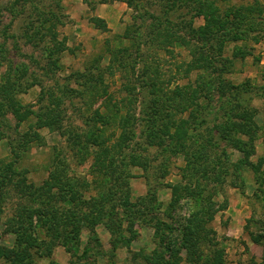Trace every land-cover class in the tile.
<instances>
[{
    "label": "rangeland",
    "instance_id": "1",
    "mask_svg": "<svg viewBox=\"0 0 264 264\" xmlns=\"http://www.w3.org/2000/svg\"><path fill=\"white\" fill-rule=\"evenodd\" d=\"M6 1L0 0L1 80L11 73L12 81L16 83L20 79V89H24L30 83L28 78H35L46 69L62 78L77 70L93 68L101 59L98 68L103 82L99 89H108L105 96L111 97L112 101L125 95L127 102L124 83L129 84V81L125 78L132 73L136 79L141 69L148 70L144 76L146 80H152V91L161 89L162 92L152 97L145 89L138 97L128 96L135 101L133 126L136 128L131 144L130 136L124 142L127 152L124 163H129L130 155L137 154L146 162L144 166L128 164L126 168L123 165L121 171L116 169L113 174L110 170L113 171L121 161V154L114 153L107 173L96 172L97 181H117L116 177H122L119 173L128 172L126 179L117 178L123 189H129L128 199L117 197L114 202L104 204L100 211L96 210L102 220L90 223L89 217L94 219L90 207L79 201L62 202L54 195L49 199H53L54 206L60 211L54 218L48 216L47 219L48 224L52 221L53 229L60 232L58 239L50 238L57 243L44 251L36 245L37 240L33 243L36 246L28 247L30 255L21 249L18 257L24 258L17 262L10 261V255L17 248L16 234L11 231L14 227L8 224L17 207L8 204L0 213V264H148L145 256L153 250L158 251L166 264H213V258L217 256H220L221 264H264V0H30L28 3L18 0L13 3L15 15L4 7ZM127 1L132 6L127 5ZM238 6L254 9L252 12L245 10L244 21L241 20L237 27L238 39L233 43L219 37L212 43L215 49L212 54L219 55L218 68L223 67L221 59L230 62L215 73L216 79H222L228 91L226 95L218 96L209 88L213 84L209 77L212 71L204 66L197 68L205 59L197 60L189 69L192 49L195 51L199 44L177 47L172 44V39L179 34L194 41V29L207 20L216 26L223 24L222 31L232 35L233 26L229 23L238 20L233 19L232 13L226 15L230 8ZM257 9L261 11L257 12ZM143 13L146 20L142 23L138 15ZM96 18L104 21L106 31L95 27L93 19ZM42 22L43 28L47 29L43 30L46 36L34 38L32 35L42 30ZM133 31L142 36L137 46L136 42L131 46L129 40ZM38 41L40 43L36 44ZM55 41L60 43L59 51H53ZM119 47L129 48V59L124 64H119L118 56L112 55ZM108 65L112 73L104 69ZM121 65L124 68H120ZM155 69L159 72L157 78ZM22 70L27 77L20 76ZM52 80L45 81L50 83ZM84 83L85 80L81 81L82 86L72 83L70 88L75 101H87ZM176 83L182 91L172 94L171 89ZM240 83L243 87H239ZM39 84L38 81L25 92L18 91L15 99L23 104L35 103ZM229 85L238 87L236 97L233 95L236 89L229 93L232 89ZM171 95L177 96L171 98ZM101 96H97L96 102L94 100L95 107L105 99ZM238 98L252 112L256 128L253 153L249 147L235 149L221 135L224 128L231 127V138H239L248 144L252 140V133L242 134V129L229 119V105ZM142 100L151 101V107L161 105L159 109L163 112L154 118V126L168 120L175 123L169 133H161L162 143L154 149L142 145L148 127L152 126L148 120L150 114H143ZM173 102L170 110L169 105ZM200 104L198 108L196 105ZM181 108L184 112H174L169 119L173 110ZM77 113L68 107L62 115L72 125H77L74 122ZM8 117L13 125L15 116L9 112ZM180 120L185 123L182 131L177 133L176 125ZM199 125L201 128L197 129ZM38 132L44 145L33 146L21 163L27 180L35 183L43 181L50 171L46 166L51 147L63 142L56 131L41 128ZM205 138L209 140L204 142ZM182 141L184 148L180 146ZM79 149L72 154L63 151L62 162L69 165L68 170L74 168L78 175L91 180L90 171L96 166L93 161L95 148L90 150L80 145ZM6 154V143L1 141L0 156ZM175 184L178 187L174 192L171 187ZM185 188H191L194 193L187 195ZM85 197H88L86 193ZM171 201H174L172 205ZM72 206L74 208L69 209ZM197 210H204L207 216L211 210L215 213L205 224V238L199 237L196 243L193 241L195 247H184V229L173 220L184 221ZM72 212L75 220L70 218ZM83 212L89 217L84 218ZM114 218L119 219V225L113 226ZM159 219L170 223L174 229L154 224ZM47 231L46 227L40 229L39 237L45 239Z\"/></svg>",
    "mask_w": 264,
    "mask_h": 264
},
{
    "label": "trees",
    "instance_id": "2",
    "mask_svg": "<svg viewBox=\"0 0 264 264\" xmlns=\"http://www.w3.org/2000/svg\"><path fill=\"white\" fill-rule=\"evenodd\" d=\"M14 1L18 0H7L3 4L5 8L7 7L8 10L11 11V13H14V11H12L13 8L16 11V8L13 6ZM23 1L28 3L30 0ZM126 3L127 5L132 6L130 1H127ZM230 9L231 10L227 12L226 17L232 13L233 19L238 20L229 23L234 29L231 31L232 35H230L227 31H222L224 27L223 24L216 26L207 20L205 24L199 26L197 29H194L195 34L197 35H195L194 41H191L190 38L186 39L184 35L179 34L176 36L174 35L175 37L172 39V44L177 45V47H187L189 45L194 47L195 45L199 44L196 49L197 51H193L192 49L191 57L193 60L188 63L189 65H187L190 69L195 66L194 62L199 59H205L199 63L197 68L204 66V68L206 67V69L212 71L209 77L213 81V84L209 88H212L210 91L216 92L218 96H224L228 93V91L227 87L224 85V81L219 77L216 79L215 73L217 74L218 71L223 69L224 66H229L230 62L228 63V59H225L224 61L221 59L223 67H221V69L218 68V64L216 62L217 58H219V55L212 54V51L215 50L212 43L215 39H219V37H225L227 41L230 40V42L234 43L238 39V35H240L238 32L239 28L237 27L240 23H242L241 20L244 21L245 10L249 12L254 11L252 7L245 9L244 6H238ZM257 10V12L261 11V9ZM15 14L16 13L13 15ZM144 14L145 13H143V15H138V18L141 19L142 23L146 20ZM93 22L97 29L101 31L107 30V27L102 19L96 18L93 19ZM40 24L42 30H37L32 35L34 38L38 37L41 39L42 37L46 36L43 32L45 29L43 28L44 23L42 22ZM164 27L167 28V26ZM158 28L160 29V25ZM47 32H50L49 28ZM132 34V37L129 38V40L131 39V46H133L135 42L137 46V43L140 41L142 36L138 34V32L134 31ZM49 38L52 42L51 36ZM38 43H40V41H38L36 44ZM53 44L55 45V47H53V51H59L60 43L55 41ZM128 50V47H119L112 55L118 56L119 64H124V62L129 59ZM217 50L220 49L217 48ZM196 52H199V54H196ZM100 60L96 61V64L93 68L90 67L84 70H77L62 78L55 77L53 73L46 71L47 69H44L45 71H41L38 75H36L37 77L28 78L27 80L30 81V83L26 84L24 89H20V79H17L18 82L16 83L12 81L11 73H9L7 76H4V80H1L0 76V142L4 141L6 143L7 150V154L5 156H0V213L10 203H13L14 206L17 207L15 216L8 219V224L14 227L11 229V231L16 234L15 244L17 248L14 250V252H12L13 255H10V261L12 260L13 262H17L22 260L24 257H18L22 251L25 252L27 256L30 255L28 247H34L38 245L39 248L45 249L44 251H47L52 243H57V241L54 240L59 238L60 232H56L53 229L52 221L48 224L47 217L51 216L54 218L55 213H59L60 208L54 206L53 199L51 200L49 198L57 195L58 199L62 200V202L70 201L73 204L79 201L81 205L90 207L89 212H92L94 215V219L92 221L91 217H89L87 213L83 212L82 214L84 218H87L88 216V222H96L102 218L101 215L96 214L97 209L100 211L104 204L110 203V201L114 202L117 197H125L127 200L129 195L127 192L129 189H123V184L118 183V179L122 177L123 179H126L129 176L128 172L119 173L122 175V177H116L117 181H97L98 177H96V172H102L103 170L104 174L107 173V170H109L108 168H110L113 163L115 157L114 153H117L118 156L121 154V161L119 165L114 164L115 167L113 171L110 170L113 174L116 169L117 172L121 171L123 165L127 168L129 165L144 166L146 163L145 161H142V157H138L137 154L130 155L129 163H124L127 153L124 151V142L129 138V136H134V129L136 128L133 126L134 121L136 120L133 114L135 111V101L133 102V100L128 96L138 97L140 96L141 91L144 92V90L147 89V91H149L153 97L154 94L160 93L162 90L156 89L152 91L151 88H154V86H150L152 80L150 78H147L146 80L144 76L145 70L146 72L148 70L141 69L138 72L136 79H133L134 74L132 73L129 74V78L128 76L125 78L127 81H129V84L124 83L127 102H125V95L121 96L116 101H112L111 97L105 96L108 95V89H103L102 91L99 89L103 82V75L98 68ZM123 66L124 65H121L120 68H124ZM104 69L108 70L109 73H112L110 72L111 69L109 65L107 67L105 66ZM153 72H155V78H157L159 73L157 72V69H155ZM24 74L25 70L22 74H20V76H23ZM24 77L27 76L24 75ZM49 79H53L52 82L48 83L47 81H49ZM82 80H85L86 82L84 83L83 87L85 89L84 91L86 92L87 101H75V95L71 94L73 89L71 90L70 87L72 83L82 86ZM216 80L217 82L214 83ZM38 81L40 82L39 92L35 103L23 104L18 99H15V94L18 91L25 92L34 84H37ZM11 83H14V85L11 86ZM245 83L248 84L249 82ZM127 85L129 86L127 87ZM229 87L232 88L229 93H232V91L236 89L233 94L234 97H236V95H238V87L236 86V88H234V85H229L228 88ZM239 87H243L242 83H240ZM247 88H249V86ZM179 91L182 90L179 88L178 84L171 89V92H173L172 94H175ZM98 95H102L105 99H101V103L95 107L94 104L97 101V98H99L97 97ZM175 96L177 95H171V98H174ZM90 98H92V100H90ZM151 103V101L143 102V100L141 102L142 108L144 110L143 114L146 113L147 116L150 114L148 120H151L152 125L151 127H148L147 133L145 135V141L142 142V145L146 148L153 147L154 149L159 146L158 144L162 143L163 137L161 133H169L175 123L174 121L168 120L165 123L158 124L157 127L154 126V118L157 119L159 114H161L163 111L159 109L161 105L159 108L156 105L151 107ZM154 104L156 103L154 102ZM173 105L174 102L169 105L170 110H172ZM246 105L247 104H245V102L240 98L233 100L229 105L228 114L230 115L228 116H230L229 119L234 120L236 126L239 129H242V134L249 135L252 133L251 142L248 144L246 141L241 142L239 138H231L230 132H233L231 127L224 128L221 132V135L224 139H227V143L234 146L235 149H246L249 147V151L253 153L252 147L256 128H254L255 123L252 119V112ZM196 106L199 108L201 104ZM68 107L72 108V112H78V118L76 121H74L77 125H72L71 121L68 119L66 120L65 115H62L64 111H67ZM184 110V108H181L178 111L176 109L175 111L173 110L169 114V119H171V116L174 114V112L182 113ZM9 112L15 116V118L13 117L15 119L13 125L10 122L11 118L8 117ZM184 123L185 121L182 120H180L179 123L177 122V133L182 131ZM77 127L80 128L81 133L77 130ZM160 127H162V129ZM41 128H47L49 131H56L63 142L59 146L51 147V152L49 154L46 166V168H48L50 171L43 181L35 183L27 180L25 176L26 172L21 169V163L28 156V153L33 146L40 147L44 145V141L42 140L43 138L38 132V130ZM200 128L201 125L197 127V129ZM188 129H186L185 133L188 132ZM112 137L115 139L111 140ZM134 138L135 137H131L128 139L129 142L131 139L134 140ZM208 140V138H205L204 142H207ZM80 145L90 150L95 148L93 153V161L96 166L90 171L92 176L91 180L78 175L74 168H70V170H68L69 165L66 166L61 159L63 151L64 153L66 152L72 154L75 152V149L80 151ZM180 146L184 148L185 144L183 141L181 142ZM88 155H90V153ZM175 185L171 187L174 192L178 187ZM184 190L186 191L187 195L194 193V191H191V188H185ZM85 193L88 195V197H85ZM175 200L176 198L174 201ZM174 201H171L170 205H172ZM175 204L173 206H175ZM72 208H74V206L69 209ZM214 213L215 211L211 210L207 216L205 215L204 210H197L194 214L192 213L188 218H185L184 221L176 219L173 220V223L176 222L182 227V229H184L185 235L182 239V246L195 247L193 241L196 243L199 237L205 238V224L207 220L210 221L212 219ZM74 214L75 213L72 212V215L70 216L71 220H75ZM170 218L173 219L172 216H170ZM113 222H115L113 223V226H115V224H120L119 219L116 221L114 218ZM154 224H164L169 229H174L173 225L160 219L156 220V223ZM44 227H46L48 230V235L46 233L43 237L45 239H41L39 237V230H43ZM48 236H50L49 239ZM51 237L54 238L53 241L50 239ZM37 240L38 243L33 245V243ZM28 242L30 243L27 244ZM23 244L25 245L22 246ZM197 244H199V242ZM197 248L198 245H196V249ZM145 258L146 263L148 264H166L164 263L165 260L162 259L157 250H153L150 254H147ZM221 262L220 256L213 258V264H221Z\"/></svg>",
    "mask_w": 264,
    "mask_h": 264
}]
</instances>
